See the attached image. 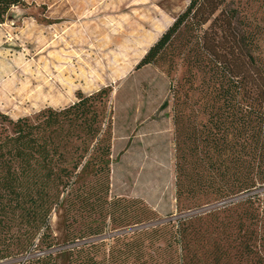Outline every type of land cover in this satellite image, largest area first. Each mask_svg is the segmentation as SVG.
<instances>
[{
  "label": "rangeland",
  "instance_id": "obj_1",
  "mask_svg": "<svg viewBox=\"0 0 264 264\" xmlns=\"http://www.w3.org/2000/svg\"><path fill=\"white\" fill-rule=\"evenodd\" d=\"M190 1L25 0L0 24V110L17 119L66 108L80 93L110 92L96 103L102 132L88 154L95 165L109 159L110 171L82 173L55 196L48 218L54 235L59 225L84 232L106 224L104 234L89 241L165 227L168 235L155 243L161 264H264V184L219 194L237 183L235 162L226 157L223 165L232 168L224 175L203 152L193 153L206 144L212 102L202 74L192 78L182 59L187 33L170 52L174 69L168 61L137 68ZM231 6L263 26L264 54V0ZM74 144L73 150L84 147L80 138ZM178 162L187 169L180 176ZM3 202L4 233L16 245L28 228L30 202L25 207L16 196ZM171 235L178 239L166 248ZM33 249L0 264L23 263Z\"/></svg>",
  "mask_w": 264,
  "mask_h": 264
},
{
  "label": "trees",
  "instance_id": "obj_2",
  "mask_svg": "<svg viewBox=\"0 0 264 264\" xmlns=\"http://www.w3.org/2000/svg\"><path fill=\"white\" fill-rule=\"evenodd\" d=\"M233 2L191 0L137 65L141 68L168 61L174 69L170 52L183 32L187 33L182 59L192 78L202 74L204 96L212 102L206 109V144L202 150L197 145L193 153L203 152L218 163L216 171L223 169L224 175L232 166L223 162H235L237 183L220 188L219 194H238L264 184V54L259 50L263 26L242 18L239 7L231 6ZM24 4L25 0H0V24L14 7ZM109 95L107 87L90 95L80 93L79 100L66 108L49 107L17 119L0 110V210L8 197L22 198L25 207L30 202L25 215L28 228L16 245L7 238L0 219V260L31 251L34 246L32 256L20 264H161V247L155 243L168 235L165 227L130 238L89 241L103 235L106 224L92 225L84 232L72 225H59L54 235L48 222L55 196L58 199L72 188L80 174L110 171L109 159L98 165L88 159L92 143L102 132L96 103ZM168 105L166 100L161 109ZM79 138L83 149L70 148ZM177 171L180 176L187 169L178 162ZM177 239L171 235L166 248H173Z\"/></svg>",
  "mask_w": 264,
  "mask_h": 264
}]
</instances>
